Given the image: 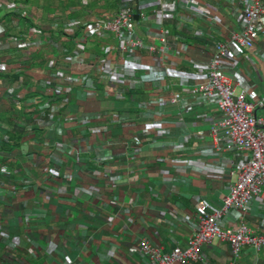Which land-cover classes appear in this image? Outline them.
Listing matches in <instances>:
<instances>
[{"label":"crops","instance_id":"0c3cea01","mask_svg":"<svg viewBox=\"0 0 264 264\" xmlns=\"http://www.w3.org/2000/svg\"><path fill=\"white\" fill-rule=\"evenodd\" d=\"M200 2L219 9L229 28L239 29L232 5ZM123 5V0H0V94L14 90L24 97L20 104L12 103L8 95L0 97V233H5L0 234V264H64L65 258L70 264H149L139 253L141 241L166 253L187 247L192 231L184 219L194 217L201 199L218 205L228 194L225 179L208 175L223 159L208 161L204 154L212 146L210 137L195 136L196 131H208L209 116L218 115L215 103L184 114L176 106L163 108L166 114L159 125L168 130L166 147L157 149L146 141L140 158L131 160L135 137L156 123L137 115L141 102L154 99L150 86L116 100L113 90L89 68L87 91L77 89L51 99L53 76L80 70L67 62L66 55L77 46L61 27L80 31L85 22L116 13ZM155 8L146 9L151 21ZM200 26L205 29L198 22L196 28ZM32 28L45 33L41 49L24 45ZM143 38L147 40L145 34ZM105 43L113 45L114 37L92 38L84 51L97 60ZM182 43L192 48L172 67L168 93L178 90L181 76L193 78L187 59L203 60L207 52L202 43L189 44L186 39ZM237 68L252 87L253 99L264 100V33ZM136 69L143 73L145 67ZM99 111L107 120L95 117ZM35 114L40 115L36 123L30 120ZM256 115L264 116V106ZM96 127L107 131L93 132ZM186 133L193 134L183 137ZM175 142L185 147L179 160H161L172 157ZM3 167L11 174H3ZM111 174L112 188L105 181ZM23 181L32 184L23 188ZM9 184L18 191L11 192ZM65 184L67 194L61 190ZM253 206L246 223L264 230V196ZM33 207L40 210L31 211ZM202 257V262L187 264H264V249L246 247L233 259L230 245L216 240L202 247Z\"/></svg>","mask_w":264,"mask_h":264},{"label":"built area","instance_id":"2783aa9c","mask_svg":"<svg viewBox=\"0 0 264 264\" xmlns=\"http://www.w3.org/2000/svg\"><path fill=\"white\" fill-rule=\"evenodd\" d=\"M123 3L116 13L85 22L80 31L70 25L61 27L60 31L72 37L77 46L71 55H66L67 62L80 70L55 74L51 82V99L63 98L77 89L87 91L89 68L96 72L106 89L113 90L116 100L123 101L130 92L146 90L150 86L154 99L141 102L137 115L152 118L156 123L142 129L135 137L131 160L140 158L146 141L157 149L166 147L168 130L159 125L166 114L163 108L176 106L184 114L210 102L215 103L218 115L209 116L206 119L209 121L208 131H196L195 136L202 139L206 135L210 137L212 146L204 154L208 161L223 159V163L212 166L215 171L208 175L225 179L229 183L228 194L218 205L201 199L195 205L194 217L184 219L192 231L187 247H176L166 253L143 240L138 250L149 264L202 262V247L216 240L230 245L233 259H238L246 247L260 252L264 249V230L260 225L255 229L249 227L246 219L251 216L253 205L264 196V116L256 115V110L264 106V100L253 99V89L237 66L246 52L257 48L258 39L264 33V0H218V5H232V15L240 22L238 30L229 28L219 9L205 6L200 0H123ZM151 6H156L153 21L146 11ZM198 22L205 29L201 26L196 28ZM44 34L41 30L30 29L25 47L41 49ZM107 35H112L115 43H105L103 55L97 60L91 59L84 51L88 40ZM183 38L189 44L202 43L207 52H204L203 60L195 56L187 59L189 67L194 69L193 78L181 76L178 90L168 93L171 91L169 77L172 67L179 64L184 54H190L192 48L182 43ZM113 55L116 60H112ZM139 67H145L143 73L137 71ZM6 95L15 104L24 99L14 90H3L0 97ZM95 117L100 120L108 118L102 111ZM39 118L40 115L35 114L30 120L36 123ZM180 125L185 126L183 118ZM92 131L104 132L107 129L96 127ZM192 134L186 133L183 137ZM79 146L81 148L83 142ZM184 149L182 143L175 142L172 144V157L161 160H179V152ZM224 154L229 158L223 157ZM1 172L11 174L7 167L1 168ZM113 178L111 174L105 180L110 188L115 185L110 182ZM22 183L23 188L32 184L29 181ZM8 186L11 192L18 191L16 185ZM92 188L93 191L96 187ZM61 190L67 194V185H63ZM37 210L40 209L33 207L31 211ZM171 213L176 214L175 209H171ZM124 216L127 222L132 221L130 214ZM0 234L5 236L4 232ZM64 264H70L67 258ZM228 264L237 263L232 261Z\"/></svg>","mask_w":264,"mask_h":264},{"label":"water","instance_id":"95a60500","mask_svg":"<svg viewBox=\"0 0 264 264\" xmlns=\"http://www.w3.org/2000/svg\"><path fill=\"white\" fill-rule=\"evenodd\" d=\"M135 18L138 20V19H139V16H138V15H136V16H135Z\"/></svg>","mask_w":264,"mask_h":264}]
</instances>
